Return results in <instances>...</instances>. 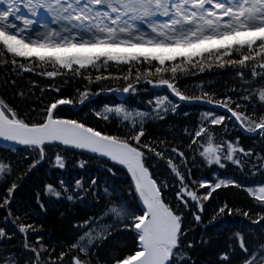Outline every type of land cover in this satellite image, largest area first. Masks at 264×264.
Instances as JSON below:
<instances>
[{"label":"snow or ice","instance_id":"6c2138e0","mask_svg":"<svg viewBox=\"0 0 264 264\" xmlns=\"http://www.w3.org/2000/svg\"><path fill=\"white\" fill-rule=\"evenodd\" d=\"M0 75V87L14 90V102L0 95V152L10 154L0 155V264H197L192 250L208 241L190 234L213 193L229 188L253 207L225 200L209 223L237 215L258 227L248 229L252 238L234 231L205 264H264V179L192 172L231 166L264 178V147L241 144L243 136L264 145V0H0ZM218 76L233 81L223 93ZM140 91L150 93L143 110L123 100L90 107L102 92ZM193 103L212 107L179 135H148V124ZM93 166L123 175L121 186L53 178ZM42 169L49 178L14 212L17 188ZM89 197L98 209L75 218ZM61 204L70 236L45 242L41 221Z\"/></svg>","mask_w":264,"mask_h":264},{"label":"trees","instance_id":"16d2710c","mask_svg":"<svg viewBox=\"0 0 264 264\" xmlns=\"http://www.w3.org/2000/svg\"><path fill=\"white\" fill-rule=\"evenodd\" d=\"M27 75V74H26ZM4 77L0 75V80H3ZM199 77L196 78H189L188 80H181L180 85L182 88L187 85L189 88L195 83L199 81ZM217 91L223 93L227 90L228 86H231L233 81L231 77L228 76H218L215 78V80L212 81ZM18 86L22 87L20 81L17 82ZM205 85H208V81L205 80ZM95 87V86H93ZM140 89L148 87L147 85H144L141 83L138 85ZM65 93H73L75 94V89L73 87H68L64 89ZM0 95L5 96L9 102H14V90L5 89L3 87H0ZM122 94H112L107 92H102L99 96H95L93 99H91L90 107L99 109L102 108L104 104H112V103H120L122 100L127 103L129 107L132 108H138L143 110L146 107V100L148 99L150 93L140 91L136 95L126 94L123 98L120 97ZM175 99V98H173ZM86 105L89 104V102L85 103ZM212 106L203 104V103H193V104H182L181 108L177 110L178 114L176 116H169L167 119V122H160L159 124L150 123L147 125V131L148 135L150 136H169L173 133L179 135L182 133L183 127L185 125L191 127L194 122L198 119L199 112L207 110L211 108ZM84 109V112L81 113V115H84L85 112L89 113L90 122H95L94 119L91 118L89 108L86 106H82ZM78 110V109H77ZM217 112H223V109H215ZM188 111L189 117H184L183 112ZM172 129L170 132L169 129ZM236 135V132H233V136ZM241 144L245 149H254L255 151H260L264 145H261V143L257 140L254 142L251 138H245L242 136L241 138ZM0 155H4L6 157L10 156L9 153L0 152ZM13 160L16 159L15 156H11ZM191 164V161L189 162ZM47 168V165H45V169ZM213 171H216L218 175L224 176H234L237 180H240L242 183L251 185L254 181H260L261 179H264L260 177L259 175L256 177H248L245 179L238 171H236L231 166L225 171L221 169H216L215 166L213 168L209 169L206 167L197 168L193 167L192 172L194 177L203 178L205 180L211 181L212 180V174ZM83 176L84 180H88L89 177H97L98 178V184H103L107 182L108 184L119 187L121 186V181L124 180V176L120 175L116 178L106 177L104 173L98 171V169L93 166L92 168L88 169L86 172H83L79 169H72L69 168V170L65 173H59L56 172L53 175V178H57L62 176L65 181L69 183H74L75 178H80V176ZM49 178V173H47L45 170H41L37 172L35 175H32L28 178H26L21 186L17 188L15 194H14V201L12 204L13 211L15 212L17 207L21 206L24 202L31 203L32 195L34 190L39 187L41 181H44ZM3 186L0 185V192H3ZM205 189H200V192H204ZM213 198H210L208 202L205 204V212L202 214L203 219V225L196 227L195 232L193 234H190L197 242L200 241L201 238L204 240H207V244H199L197 243V246L192 250V257L197 262V264H205V262L210 261L214 258V254L219 252L221 249H223L227 242L228 237L236 230L243 229L245 231V234L252 238V234L248 233V229H256L258 226L251 225L250 222L246 219H244L242 216H222L217 217V219L209 223V220L212 216L213 208L216 207L219 203L227 202L230 206L234 207H242L245 210H248L253 207V202L250 198L247 197V195L240 190L237 189H221L219 190V195L217 196L216 193H213ZM104 201H101V204H103ZM98 205H96L95 201L92 200L90 197L87 198L83 203L78 202V206H76L72 210V215L75 216V218H83L86 215H91L93 212L98 209ZM65 211L64 205H57L53 209L50 210L48 215L42 219V224L44 226V236H45V242H57L62 241L64 239L69 238L70 233L68 232V223L67 219H61L60 218V212ZM5 215L3 210H0V221H2L3 216ZM68 218H71L69 216ZM255 243L256 241L253 240ZM105 254L104 250H101V257L103 258Z\"/></svg>","mask_w":264,"mask_h":264},{"label":"water","instance_id":"95a60500","mask_svg":"<svg viewBox=\"0 0 264 264\" xmlns=\"http://www.w3.org/2000/svg\"><path fill=\"white\" fill-rule=\"evenodd\" d=\"M86 102H87V101H86ZM86 102H85V103H86Z\"/></svg>","mask_w":264,"mask_h":264}]
</instances>
